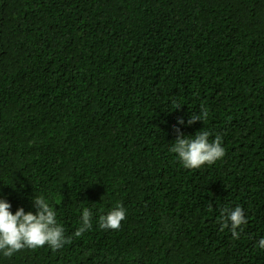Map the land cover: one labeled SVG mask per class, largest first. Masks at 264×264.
<instances>
[{"label": "trees", "instance_id": "16d2710c", "mask_svg": "<svg viewBox=\"0 0 264 264\" xmlns=\"http://www.w3.org/2000/svg\"><path fill=\"white\" fill-rule=\"evenodd\" d=\"M201 130L225 155L186 169L171 146ZM0 196L71 238L0 264H264V0H0Z\"/></svg>", "mask_w": 264, "mask_h": 264}, {"label": "clouds", "instance_id": "9594fccd", "mask_svg": "<svg viewBox=\"0 0 264 264\" xmlns=\"http://www.w3.org/2000/svg\"><path fill=\"white\" fill-rule=\"evenodd\" d=\"M208 115L207 109L202 106V115L193 116L190 122L195 123L197 119L204 122ZM209 137L210 133L205 130L198 131L193 137L179 136L170 150L186 169L212 165L224 157L225 149L219 135L211 140ZM33 204L35 212L18 208L13 214L11 204L0 196V254L4 257H11L23 249L35 250L45 245L57 250L71 242V238L65 236L64 227L57 220V212L49 202L43 197H34ZM92 215L88 208L83 209L79 227L74 234L76 237L92 228ZM125 217L126 210L118 204L98 217V227L102 230H117ZM219 223L222 231L229 229L232 237L239 239L243 231L241 225L247 223V218L240 206L225 207L221 211ZM256 247L264 251V238L259 239Z\"/></svg>", "mask_w": 264, "mask_h": 264}]
</instances>
